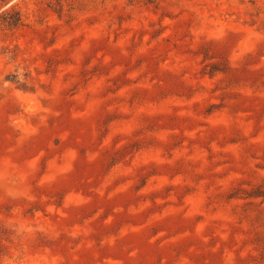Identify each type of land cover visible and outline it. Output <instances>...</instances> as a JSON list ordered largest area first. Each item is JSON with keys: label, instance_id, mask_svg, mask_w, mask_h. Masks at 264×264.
Returning a JSON list of instances; mask_svg holds the SVG:
<instances>
[{"label": "rangeland", "instance_id": "1", "mask_svg": "<svg viewBox=\"0 0 264 264\" xmlns=\"http://www.w3.org/2000/svg\"><path fill=\"white\" fill-rule=\"evenodd\" d=\"M0 264H264V0H0Z\"/></svg>", "mask_w": 264, "mask_h": 264}]
</instances>
